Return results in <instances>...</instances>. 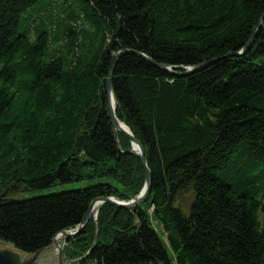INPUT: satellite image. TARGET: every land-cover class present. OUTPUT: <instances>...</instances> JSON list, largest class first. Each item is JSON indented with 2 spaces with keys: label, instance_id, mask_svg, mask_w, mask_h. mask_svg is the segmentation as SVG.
<instances>
[{
  "label": "trees",
  "instance_id": "obj_1",
  "mask_svg": "<svg viewBox=\"0 0 264 264\" xmlns=\"http://www.w3.org/2000/svg\"><path fill=\"white\" fill-rule=\"evenodd\" d=\"M39 1L0 0V241L36 253L81 224L95 199L141 192L143 166L118 151L108 116L112 70L116 116L143 148L151 192L135 210L101 205L96 226L68 241L71 255L264 264V0H75L78 11L68 5L56 29L31 39L34 20L25 31L22 22ZM80 20L92 30L67 24ZM203 64L184 77L158 67ZM97 179L106 183L11 199L14 189Z\"/></svg>",
  "mask_w": 264,
  "mask_h": 264
},
{
  "label": "water",
  "instance_id": "obj_2",
  "mask_svg": "<svg viewBox=\"0 0 264 264\" xmlns=\"http://www.w3.org/2000/svg\"><path fill=\"white\" fill-rule=\"evenodd\" d=\"M263 26V20H261L259 22V24L257 25V27L255 28L253 35L251 36L248 44L246 45L245 49L242 50L240 54L243 53V51L247 50L250 48L251 44L253 43L254 37L258 31V29L260 27ZM122 53H119L115 56L113 65L116 63L117 59L121 56ZM136 55V53H134ZM140 57L148 60L145 56L137 54ZM233 55V54H232ZM149 61V60H148ZM215 63V61H212L209 64H213ZM209 64H203L201 66H193V67H181L179 68L180 70H184V71H179L177 69H173L169 66H163V65H158L159 68H161L163 71L167 72L170 76L173 77H184L187 76L189 74H192L200 69H203L205 67H207ZM111 74H112V70L110 71L109 77L106 81V95H107V110H108V116H109V120L110 123L112 125V131H113V136H114V140L116 143V146L118 147V151L120 153L121 150L119 148V143H118V133L122 134L126 139H128L131 143V145H136L139 148V152L135 153L134 150H130L129 154H133L134 156L137 157V159L140 161V163L143 166V170H144V176H145V184L143 186L142 191L140 192V194L131 201L125 202V201H120L111 197H101V198H97L95 199L89 206L88 208V212L86 214V216L84 217L83 221L81 222V224H79L77 227H75L72 230H65L62 231L60 233H58L57 235H55L54 239H53V243L56 245V248H58L59 251V258H58V263L45 257L42 256L41 254L48 250L49 247L42 249L40 251H37L36 253H32V254H24L22 252H19L17 250H15L13 247H11L8 244H5L3 242L0 241V264H63L62 262V258H61V251L63 249V247L69 245V244H65V245H60L59 243H57V236L59 235H65L64 238V242L68 243L69 240L74 239L76 237H78L85 229L86 225L88 224V222L90 221L91 217H92V213L94 212V209L97 207H100L102 204H109L117 209H122V210H135L138 208H141V206L148 200L150 192H151V174L149 171V168L147 166L145 157H144V151L142 146L140 145V143L135 139V137L132 135V133L130 132V130L127 128V126L120 122L119 119L116 116V100L114 97V93L112 90V85H111ZM111 99L114 101V106L111 105ZM121 125H124V127L126 128L123 129L121 127ZM70 232V233H69ZM95 242L92 246V249L95 247ZM87 257V254H85L80 261H84Z\"/></svg>",
  "mask_w": 264,
  "mask_h": 264
},
{
  "label": "rangeland",
  "instance_id": "obj_3",
  "mask_svg": "<svg viewBox=\"0 0 264 264\" xmlns=\"http://www.w3.org/2000/svg\"><path fill=\"white\" fill-rule=\"evenodd\" d=\"M77 3L78 2L75 0H40L34 6H32L27 12L25 19L22 22L23 23L22 30L25 31L26 27L29 25L28 23H31L33 20L35 24L32 29L31 39H34L36 31H39L40 29H46V26L49 23H52L56 29V26L59 24V22L61 20L64 21L68 17L66 16V13L64 12L65 10L66 12H68L67 11L68 5H69V8L72 9L71 11L73 12L74 11L76 12L79 10V6L77 5ZM43 7H46L47 9L42 14H40L41 8ZM67 24L71 25V27H73L74 29H81V26H83L84 29L92 30V26L89 22L82 24L81 20L80 22H73V23L67 22ZM118 143H119V139H118ZM119 148L121 150L120 144H119ZM130 150L131 149L129 148V151ZM129 151L123 152L121 150L122 153H126ZM100 183H106V181L97 179V180H92L89 182L72 183V184H66V185H61V186H55L53 188H49L45 190L21 191V190L14 189V192L11 193L12 195L11 199L26 200V199H31L34 197L47 196V195L77 190L81 188L91 187V186H94ZM111 198H114V197H111ZM191 202H192V196L190 192H186L180 195L178 198V204L181 205L184 211H187L188 206L191 204ZM99 209L100 207L95 212L92 213V217L90 219V221L94 225L97 224ZM150 213H151V210H149V214ZM163 238L165 239L164 235H163ZM96 241H97V230H96V236L94 237L93 243L94 242L96 243ZM58 243H59V246L69 244V242L65 243L63 238ZM72 252L75 254V249L70 244L63 247L61 251V255H62L61 258L63 261L62 263L63 264H84L83 261H80L83 256H72L71 255ZM41 255L58 263V258L60 254H59L58 248H56V245L52 242L49 245L48 250L44 251Z\"/></svg>",
  "mask_w": 264,
  "mask_h": 264
},
{
  "label": "bare ground",
  "instance_id": "obj_4",
  "mask_svg": "<svg viewBox=\"0 0 264 264\" xmlns=\"http://www.w3.org/2000/svg\"><path fill=\"white\" fill-rule=\"evenodd\" d=\"M111 105L114 106V101H113L112 99H111ZM121 127H122L123 129L126 130V128L124 127V125H121ZM131 149L134 150L135 153H138V152H139V148H138L136 145H131ZM97 209H98V208L96 207V208L94 209V212H95ZM69 233H70V232H69ZM62 238L64 239V238H65V235H59V236H57V238H56L57 243H58Z\"/></svg>",
  "mask_w": 264,
  "mask_h": 264
}]
</instances>
